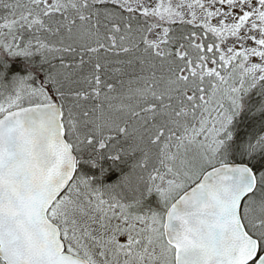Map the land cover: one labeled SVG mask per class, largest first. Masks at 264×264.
<instances>
[{
  "label": "snow or ice",
  "instance_id": "obj_1",
  "mask_svg": "<svg viewBox=\"0 0 264 264\" xmlns=\"http://www.w3.org/2000/svg\"><path fill=\"white\" fill-rule=\"evenodd\" d=\"M0 264H264V0H0Z\"/></svg>",
  "mask_w": 264,
  "mask_h": 264
}]
</instances>
